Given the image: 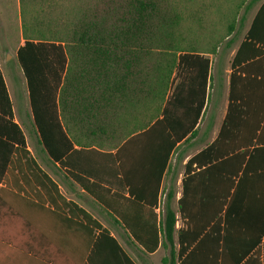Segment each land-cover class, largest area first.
Listing matches in <instances>:
<instances>
[{"label":"trees","instance_id":"obj_1","mask_svg":"<svg viewBox=\"0 0 264 264\" xmlns=\"http://www.w3.org/2000/svg\"><path fill=\"white\" fill-rule=\"evenodd\" d=\"M261 1L249 0L241 23ZM20 18L16 61L46 157L80 171L84 178L69 173L146 254L166 249L161 264H264V135L257 134L254 115L241 118L246 102L237 96H229L216 139L184 166V175L194 163L204 167L199 176L209 192L199 211L182 205L183 198L174 211L168 191L155 212L171 156L197 135L211 79L208 55L217 46H175L176 21L166 0H20ZM230 69L231 87L237 73L264 76V2ZM137 178L154 185L151 200L137 194ZM0 183L81 217L89 227L88 264L98 254L102 264H133L108 230L60 195L31 156L1 73ZM113 184L128 196L111 194ZM176 213L186 228L176 230Z\"/></svg>","mask_w":264,"mask_h":264},{"label":"crops","instance_id":"obj_2","mask_svg":"<svg viewBox=\"0 0 264 264\" xmlns=\"http://www.w3.org/2000/svg\"><path fill=\"white\" fill-rule=\"evenodd\" d=\"M263 2L264 0L260 2L257 11ZM16 15L20 21V0H0V30L3 29V21L14 18ZM19 27L21 35V21ZM21 45H23V39L20 46ZM16 51L14 54L7 53L11 58H16ZM210 56L211 55H208V58L210 59L209 78L211 77V79H208L205 107L196 129L197 135L199 130L206 133L204 138L208 139L211 132L214 133L215 136L209 142L206 141L207 139L204 140L203 138L202 143H206L201 149L196 150L194 153L188 154V149L179 154L181 160L177 159L176 162L178 164L181 163L182 171L179 173L181 174L179 179L180 187L177 192L173 191V186L171 184L168 185L166 191L164 190L166 177L171 170L170 159L167 171L163 176L159 187L157 206L155 208L156 213L162 211L168 191L173 192L174 196L171 201V207L172 202L174 201V208L172 207V209L176 212L178 211V202L181 198H183L182 205L185 207H191V210L193 211H199L200 207L203 205V201H201L203 200L202 196H205L209 192V189L204 188L203 186V178L199 176V173L202 172L201 170L204 167L201 168L194 163L191 166L190 173L184 175V166L190 158L199 154L216 139L227 113L229 96H237L236 100L242 99L246 102L242 109L239 108L241 118L245 120V115H249L248 118L254 115L255 123L259 124L257 134L261 131L262 135H264V76L245 77L244 74L237 73L231 87V69L229 65V73L223 79V86L220 85L218 81L217 84H212V60ZM5 63H7V61H5ZM5 63L0 61V73L11 103L14 122L18 124L24 134L22 126L26 125L29 119L32 124L26 82L21 70L20 72L17 70H10V67L9 69L5 68L6 73H4L2 64L7 66ZM175 84L176 80L171 87L173 88ZM211 96L212 100L210 99ZM220 97L221 101L219 102L218 99ZM238 102L239 101H237V103ZM207 109L210 113L218 110L219 120H215L214 123H212L213 117L210 115L207 123L203 126V117L204 115H207L205 114ZM201 127L204 128L201 129ZM25 141L27 150L36 160L37 164L58 186L60 195L66 201L74 203L79 210L88 214L92 220H95L102 228L108 230L110 235L115 239L117 244L133 264H154L151 258L159 251H162L161 258L156 263L161 264V259L167 256V252L165 254L166 249L158 247L154 253L146 254L129 233L118 223L117 219L109 215V212L99 202L85 193L78 185L75 178L69 173L70 171L78 179L84 178L80 171L69 169L67 167L62 169L58 163H52L46 157L42 148L38 145L40 151L47 159L48 168L45 170L38 163L28 147L26 137ZM262 141L264 142V139ZM187 143H180L174 153L179 147ZM75 149H77V147H75ZM111 153H114V151ZM135 163L136 162L132 160L130 164L134 165ZM77 166L80 168V161ZM226 178L228 179V177H225V179ZM137 179V186L135 189L137 194L144 195L151 200L154 196V185L146 186L145 180L142 179L140 181L142 184L141 186L139 182L140 178ZM230 180L233 182L234 187L237 178L231 177ZM89 181L92 182V179H89ZM182 181H184V186ZM112 182L114 183L116 181L113 179ZM110 193L113 195H122L123 197L128 196L125 190L116 188L114 184L110 188ZM176 218V230L186 228V219H181L178 213H176ZM88 228V225L86 222L82 221L81 217L71 216L66 209L62 210L48 204L38 203V201L34 199L25 197L22 192L6 188L3 183H0V264H88L90 248ZM175 248H178L177 244H175ZM101 256L102 254L95 256L93 264H102Z\"/></svg>","mask_w":264,"mask_h":264},{"label":"rangeland","instance_id":"obj_3","mask_svg":"<svg viewBox=\"0 0 264 264\" xmlns=\"http://www.w3.org/2000/svg\"><path fill=\"white\" fill-rule=\"evenodd\" d=\"M249 0H166L168 11L172 12L176 25L173 30L174 44L181 48H191L200 51H205L210 46H217L216 53L211 55L212 60V77L213 83L223 86V79L229 73V65L236 51L237 47L244 38V35L255 16V13L260 5L256 3L250 11L245 15V20L241 23L240 19L244 14V10ZM21 21V20H20ZM18 16L3 21V29L0 30V61L5 63L7 52L14 54L16 49L22 42L20 35V24ZM232 27V31L230 28ZM230 30V31H229ZM232 39L233 44L230 48H226V42ZM177 44V45H176ZM7 64H2L4 73L5 68L10 70H17L20 68L17 64L16 58H9ZM7 69V71H8ZM9 72V71H8ZM15 74V73H13ZM8 75V74H7ZM212 100V96L210 98ZM210 100V101H211ZM221 101V97L218 99ZM211 104V102H210ZM203 117V126L207 123L208 118L212 115V123L219 120V111L213 113L207 109ZM24 135L27 140L28 147L37 159L38 163L47 170L48 163L45 155L40 151L37 144V136L34 128L29 119L28 123L22 126ZM204 127H201V129ZM206 133L199 130L195 139L189 141L187 144L182 145L174 153L171 158V170L166 177L164 190L166 191L168 185L173 186V191L179 190V179L181 177V163H177V157L181 152L189 149L188 154L194 153L196 150L201 149L206 142L202 143V139ZM215 136L210 133L206 141L209 142ZM174 208V201L172 202ZM167 251H165L166 254ZM162 251L154 255L151 260L156 264L161 258Z\"/></svg>","mask_w":264,"mask_h":264},{"label":"water","instance_id":"obj_4","mask_svg":"<svg viewBox=\"0 0 264 264\" xmlns=\"http://www.w3.org/2000/svg\"><path fill=\"white\" fill-rule=\"evenodd\" d=\"M9 58H10V55L7 53L6 58L4 60L7 61Z\"/></svg>","mask_w":264,"mask_h":264}]
</instances>
